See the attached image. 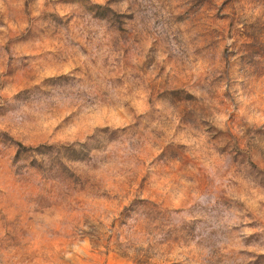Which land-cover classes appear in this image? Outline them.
I'll use <instances>...</instances> for the list:
<instances>
[{"label":"rangeland","instance_id":"374dc122","mask_svg":"<svg viewBox=\"0 0 264 264\" xmlns=\"http://www.w3.org/2000/svg\"><path fill=\"white\" fill-rule=\"evenodd\" d=\"M0 264H264V0H0Z\"/></svg>","mask_w":264,"mask_h":264}]
</instances>
